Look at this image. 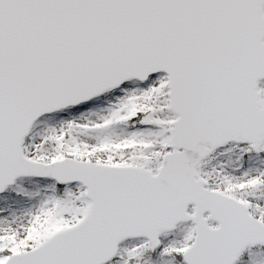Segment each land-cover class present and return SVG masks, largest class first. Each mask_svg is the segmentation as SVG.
Listing matches in <instances>:
<instances>
[{
	"label": "snow or ice",
	"instance_id": "6c2138e0",
	"mask_svg": "<svg viewBox=\"0 0 264 264\" xmlns=\"http://www.w3.org/2000/svg\"><path fill=\"white\" fill-rule=\"evenodd\" d=\"M0 264H264V0H0Z\"/></svg>",
	"mask_w": 264,
	"mask_h": 264
}]
</instances>
